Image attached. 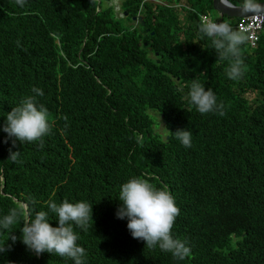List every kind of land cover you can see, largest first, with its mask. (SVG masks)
<instances>
[{"label":"trees","instance_id":"16d2710c","mask_svg":"<svg viewBox=\"0 0 264 264\" xmlns=\"http://www.w3.org/2000/svg\"><path fill=\"white\" fill-rule=\"evenodd\" d=\"M104 1L27 0L20 8L0 0V216L19 203L33 214L49 199L90 203L94 222L76 229L86 264H264V30L256 48L243 46L246 74L233 81L198 32L200 16L219 15L212 0H125L122 18ZM193 79L226 115L190 105ZM34 87L43 90L36 99L51 133L42 146L13 147L6 115ZM183 129L191 148L169 136ZM9 149L21 153L18 162ZM139 176L174 197L172 231L191 249L185 260L146 249L117 218L120 186ZM8 245L0 264H74L36 255L19 239Z\"/></svg>","mask_w":264,"mask_h":264},{"label":"clouds","instance_id":"9594fccd","mask_svg":"<svg viewBox=\"0 0 264 264\" xmlns=\"http://www.w3.org/2000/svg\"><path fill=\"white\" fill-rule=\"evenodd\" d=\"M27 0H15V4L23 8ZM224 8L237 9L233 0H220ZM241 15L252 16L247 19L255 20L264 16V4L258 0H242L238 6ZM11 15V13H8ZM200 39L207 38L212 49L217 55L216 65L226 64L225 73L233 81L241 80L246 74V64L242 48L251 39L245 28H233L224 21L217 23L207 15L200 16L198 25ZM19 41L17 45L19 46ZM35 95L24 97L18 106L13 107L6 115V124L3 131L15 142L21 144H35L42 146L43 138L51 133L50 114L48 109L38 103L36 97L43 96V90L32 88ZM187 99L200 114L226 115L225 105L218 102L211 88L206 90L199 79H193ZM63 119L67 120V117ZM67 127V124L65 125ZM169 132V131H168ZM186 148L192 147V132L186 129L177 130L174 134ZM7 142V141H5ZM19 151L9 149V161L16 163L20 157ZM119 201L121 207L117 210V218L127 219V228L133 239L146 242V249H159L169 253L178 261L185 260L191 254V249L186 240H181L173 235V227L180 209L177 207L171 192L157 188L143 176L133 177L120 186ZM32 203H35L33 200ZM45 209L35 212L30 205L19 203L11 207L6 215L0 216V235L10 234L6 243L0 244V253L10 250L8 241L13 243L17 239L31 252L41 255L45 252L54 254L74 262L86 264V250L78 244L80 236L76 229L84 232L89 230L93 221V206L85 201L71 203L67 199L57 203L53 199L45 202ZM50 214L54 215L57 227L52 226ZM21 225L20 237L14 235L13 229Z\"/></svg>","mask_w":264,"mask_h":264},{"label":"built area","instance_id":"2783aa9c","mask_svg":"<svg viewBox=\"0 0 264 264\" xmlns=\"http://www.w3.org/2000/svg\"><path fill=\"white\" fill-rule=\"evenodd\" d=\"M239 28H245L248 30L251 35V45L252 47L256 48L258 46V43L260 42L261 33L264 30V16L255 20H242Z\"/></svg>","mask_w":264,"mask_h":264},{"label":"water","instance_id":"95a60500","mask_svg":"<svg viewBox=\"0 0 264 264\" xmlns=\"http://www.w3.org/2000/svg\"><path fill=\"white\" fill-rule=\"evenodd\" d=\"M212 1H213L214 11L216 13H218L219 17H220L219 23H221V21L224 17L246 20L248 17L253 15V14L249 13L246 16H243V15H241V12L238 9V7H237V9H228V8H224L220 4V0H212ZM262 4H264V3H262ZM126 16H128V14H126ZM138 20H139L138 18H134V22H137ZM142 26H144V23L142 24Z\"/></svg>","mask_w":264,"mask_h":264},{"label":"rangeland","instance_id":"374dc122","mask_svg":"<svg viewBox=\"0 0 264 264\" xmlns=\"http://www.w3.org/2000/svg\"><path fill=\"white\" fill-rule=\"evenodd\" d=\"M123 1H125V0H111L110 2H108V1H104V4L107 6H111V7H114V9H115V12H116V14H117V17L118 18H122L123 16H122V14H121V5H122V2ZM158 3V2H157ZM183 5H185V3H183ZM219 16V15H218ZM218 16H217V14L215 15V14H213V15H211V19H213V20H219V19H217L218 18ZM187 18H188V16L186 15V14H181V23L182 24H185L186 23V21H187ZM227 21V20H226ZM219 22H220V20H219ZM218 22V23H219ZM228 23H230V24H232L230 21H227ZM135 23V25L137 24V22H134ZM133 23V24H134ZM132 24V25H133ZM159 131H162L163 132V129H159Z\"/></svg>","mask_w":264,"mask_h":264}]
</instances>
